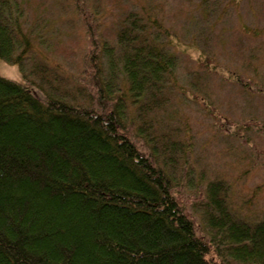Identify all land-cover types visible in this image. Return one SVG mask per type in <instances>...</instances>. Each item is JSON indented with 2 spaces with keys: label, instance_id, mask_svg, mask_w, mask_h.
Here are the masks:
<instances>
[{
  "label": "trees",
  "instance_id": "1",
  "mask_svg": "<svg viewBox=\"0 0 264 264\" xmlns=\"http://www.w3.org/2000/svg\"><path fill=\"white\" fill-rule=\"evenodd\" d=\"M71 1L87 40L63 65L41 35L52 19L0 0V59L25 80L0 75V264H264V215H238L227 180L199 197L207 232L181 195L175 166L189 145L161 123L175 87L200 99L203 79L177 34L133 1L114 21L122 0L104 14V0Z\"/></svg>",
  "mask_w": 264,
  "mask_h": 264
},
{
  "label": "rangeland",
  "instance_id": "2",
  "mask_svg": "<svg viewBox=\"0 0 264 264\" xmlns=\"http://www.w3.org/2000/svg\"><path fill=\"white\" fill-rule=\"evenodd\" d=\"M21 1L30 22L40 12L43 18L52 19L49 29L41 34L56 45L48 52L51 58L59 60L62 54L67 59L61 61L64 65L81 57L87 38L71 10V0H63V18L58 25L54 19L60 14L54 0L43 1L41 7V0H34L36 4L33 0ZM132 1L139 9L144 6L150 15L177 34L183 47L179 51L184 50L188 61L185 66L189 65L203 79L197 92L200 99L191 93L186 96L175 87L176 95L168 111L170 121L164 118L161 123L163 128L176 129V135L189 145L187 154L179 155L175 166L188 210L202 232H207L199 197L209 181L225 179L231 186L233 210L250 220L261 218L264 215V0H122L107 20L114 21L125 4ZM106 3L111 4L103 1V14ZM179 9L183 12L176 18L172 12ZM218 15V20H214ZM203 19L206 20L201 25L208 29L199 36L194 28ZM39 26L42 28L43 24ZM191 35H197L198 39L193 45ZM206 60L210 61L208 65ZM67 69L70 70L69 66ZM0 75L25 82L20 67L2 59ZM238 76L252 86L242 85L236 80ZM250 119L263 130L242 127Z\"/></svg>",
  "mask_w": 264,
  "mask_h": 264
}]
</instances>
